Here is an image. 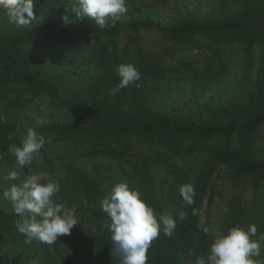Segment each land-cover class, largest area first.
I'll list each match as a JSON object with an SVG mask.
<instances>
[{"label": "trees", "instance_id": "obj_1", "mask_svg": "<svg viewBox=\"0 0 264 264\" xmlns=\"http://www.w3.org/2000/svg\"><path fill=\"white\" fill-rule=\"evenodd\" d=\"M129 5L126 21L117 20L114 26L109 22L104 29L91 18L77 17L78 0H34L35 19L29 26L10 23L0 12V264H75L72 257L59 263L50 250L65 241V236L52 245L36 240L26 244L24 234L17 230L21 218L2 193L12 184H20L25 176L55 179L60 191L53 200L66 206L72 203L81 219L97 226L98 229L79 239L75 252L88 264H117L115 252L113 257L110 254L111 233L98 227L99 221L107 217L101 211L100 200L117 183L125 182L130 189H138L157 217L165 212L174 217L179 211L187 213L185 220L177 221L171 237L161 230L147 252V264H186L189 251L206 255L213 240L208 223L199 228L212 172L224 167L234 186L246 176L264 177V162L252 159L248 153L264 124L261 78H257L258 92L246 104L203 106L197 103L200 92L196 91L188 101L169 103L162 98L160 88L168 73L162 55L149 54L137 41L142 32H154L156 46H162L165 55L171 58L195 47L196 36L209 37L212 42L207 47L215 54L219 51L212 45L224 38L251 50L254 42L263 39V10H251L235 18H224L210 11L165 19L152 14L151 7L142 1L129 0ZM123 32L128 39L118 49V36ZM167 43L169 48L164 47ZM178 61L189 64L181 58ZM120 63H131L138 69L140 86L130 85L111 94L110 89L119 81L116 68ZM36 98H47L53 103V113L43 105L33 104ZM29 127L43 135L46 143L40 158L21 169L9 147L19 144ZM214 138L236 141L232 146L224 140L223 145L213 149L206 169L193 180L187 171L174 170L173 183L161 194L146 156H142V165L124 172L123 180L109 183L107 176L90 177L76 164L89 156L123 160L127 149L134 147L155 152L156 160L170 162L171 157L184 160L201 150L200 141ZM11 170L20 173L18 180L7 179ZM186 183L195 189L192 205L185 204L179 194V188ZM213 200L214 193L210 191L208 210ZM238 208L233 202L229 204L220 233L235 225L244 227L246 213L243 215Z\"/></svg>", "mask_w": 264, "mask_h": 264}, {"label": "rangeland", "instance_id": "obj_2", "mask_svg": "<svg viewBox=\"0 0 264 264\" xmlns=\"http://www.w3.org/2000/svg\"><path fill=\"white\" fill-rule=\"evenodd\" d=\"M138 1L149 5L152 14H157L160 18L165 19H171L174 15L182 14L190 16L204 15L210 11L224 18H235L242 14L247 15L251 10H263L264 12V0ZM126 7V13L118 19L121 22L126 21L128 18L129 0H126ZM261 36L263 39L254 42L250 47L251 50L244 49L241 43L232 39H220L212 45L213 49L219 51V54H215L207 47V44L212 42L209 37L196 36V46L176 58L165 55L162 46H156L157 36L154 32H142L137 41L149 54L155 57H157L156 55H162L165 67L168 69L165 79L160 83L164 95L163 99L169 101V103H180L188 101L196 91V93L200 92L197 103L203 106L216 107L227 102L246 104L258 92V76L264 84V34ZM118 39L117 48L120 49L128 39L127 33L119 34ZM164 47L169 48V44H164ZM179 58L189 64L182 65L178 61ZM194 76L197 77L194 78ZM193 79H196L195 82H193ZM26 95L30 96L29 94ZM32 103L43 105L44 109L51 113L55 110L53 103H50L47 98H36ZM224 140L232 146L236 141L235 138H214L200 141L198 146L201 150L196 151L184 160H176L174 157H171L173 160H170V162H164L162 159L156 160L155 152H150L147 149H134V147L127 149L123 160L89 156L79 159L76 164L90 177H96L100 174L107 176L106 182L109 183L111 180H123L124 172H131L134 165H142V156H146L148 159L146 163L153 176L154 184L159 194H161L166 192L173 183L174 170H185L191 180L195 179L199 173L206 169L211 151L223 145ZM248 153L252 159L264 162V124L257 131ZM257 176L243 177L238 185L234 186L226 173V169L217 167L210 175L207 183L200 212L199 228L203 229L208 223L212 239L220 234L221 222L229 209V204L233 202L238 205V209L243 215L246 213L244 227L247 228L249 224H254L258 234L264 233V177L257 178ZM25 178H28V176H25ZM210 191L214 193V200L208 210L207 198ZM67 206L71 207L72 203L67 204ZM77 216L79 221L71 229V234L65 236V241L58 244L56 248H50L52 255L59 263L63 262V258L72 257L75 264H88V260L76 256V248L82 236L98 228L94 225V222L81 219L80 214H77ZM249 219H253L251 223ZM108 223H110L108 217H103L99 221L98 227L108 229ZM86 253L87 251H85ZM201 255H197L194 250L189 251L186 264H195L197 257ZM86 257L88 258V256ZM254 259L264 261V248H262L261 257Z\"/></svg>", "mask_w": 264, "mask_h": 264}, {"label": "clouds", "instance_id": "obj_3", "mask_svg": "<svg viewBox=\"0 0 264 264\" xmlns=\"http://www.w3.org/2000/svg\"><path fill=\"white\" fill-rule=\"evenodd\" d=\"M78 4L77 17L91 18L101 29L109 27V22L114 26L127 11L126 0H78ZM0 12L10 23L29 26L35 19L34 0H0ZM116 72L119 81L110 89L111 94L130 85L140 86L141 73L133 64L120 63ZM9 139H12L11 134ZM45 143L46 138L29 127L21 135L19 144L10 145L9 152L15 157L18 168L22 169L40 158ZM19 175L18 171L11 170L7 179L15 181ZM59 191L60 185L55 179H45L41 175H32L3 191V198L12 203L14 212L21 218L17 230L24 234L26 244L36 240L52 245L61 236L71 234V229L79 221L77 210L74 206L68 207L53 200ZM179 194L185 204L194 203L195 189L191 184L181 185ZM100 206L110 221L107 224L113 244L110 254L113 257L115 252L117 264H147L148 249L160 231L171 237L177 221H183L187 216L185 211H179L175 217L168 212L157 217L140 191L130 189L125 182L113 185L110 193L100 200ZM262 248L264 233L258 234L254 224H249L247 228L235 225L217 234L206 256L197 257L195 264H264V261L254 259L261 257Z\"/></svg>", "mask_w": 264, "mask_h": 264}]
</instances>
